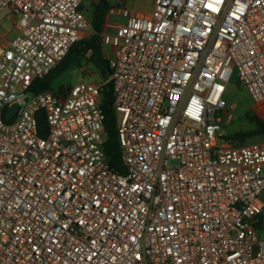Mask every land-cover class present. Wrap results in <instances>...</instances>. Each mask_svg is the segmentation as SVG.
<instances>
[{
	"label": "built area",
	"instance_id": "built-area-1",
	"mask_svg": "<svg viewBox=\"0 0 264 264\" xmlns=\"http://www.w3.org/2000/svg\"><path fill=\"white\" fill-rule=\"evenodd\" d=\"M85 2L0 0V264H264V142L223 134L234 71L264 113V0L118 9L102 41L126 175L103 81L32 91L94 33Z\"/></svg>",
	"mask_w": 264,
	"mask_h": 264
},
{
	"label": "trees",
	"instance_id": "trees-1",
	"mask_svg": "<svg viewBox=\"0 0 264 264\" xmlns=\"http://www.w3.org/2000/svg\"><path fill=\"white\" fill-rule=\"evenodd\" d=\"M91 16L88 15L91 28L94 33L90 37L82 38L75 43L68 52L65 59L55 68L50 74L43 79L38 80L32 91L39 93L43 91L52 90L53 81L62 73L70 68H81L84 60L88 62L98 73L101 80L105 83L102 91V109L105 115V130L108 134L105 143V153L109 161L110 167L115 172L126 175L127 171L121 160L120 141L117 132L118 127V114L114 109V97H113V84L109 80L111 69L109 66V59L105 46L102 41V34L105 30V24L108 15L113 9L110 0H97V2L91 3ZM85 10V7H82ZM65 88L59 92H63ZM43 114V113H40ZM39 114L40 126L44 130L47 128L45 118ZM248 117L254 128L248 131L237 132L231 136H227L226 139L232 140L236 146L246 144L247 140L263 137L264 136V119L259 115L253 113L248 114ZM43 136L44 133L41 132ZM240 144V145H237ZM260 229H263V225L260 224Z\"/></svg>",
	"mask_w": 264,
	"mask_h": 264
},
{
	"label": "rangeland",
	"instance_id": "rangeland-1",
	"mask_svg": "<svg viewBox=\"0 0 264 264\" xmlns=\"http://www.w3.org/2000/svg\"><path fill=\"white\" fill-rule=\"evenodd\" d=\"M93 0H86L84 7L85 12L88 15L91 11V3ZM112 6L117 7L118 0H110ZM112 20L116 18L111 14ZM1 29L0 32H4L12 28L10 21V15L6 10L1 14ZM90 31L93 32L92 28ZM108 55V54H107ZM80 81L88 82H100L102 81L99 77L97 71L90 65L86 60H84L81 68H70L61 75H59L52 83V90L54 92H59L63 88L73 87ZM225 100L229 104H236L237 108L235 111L234 119L231 125L224 128L223 134L225 139L227 136H231L237 132L248 131L254 128V124L250 121L248 114H257L261 118H264V113L255 112V105L253 100L243 84L240 83L239 76L237 71H234L230 86L228 89V95L225 97ZM264 142L263 137H257L247 140L246 144H255V143ZM240 145V144H237Z\"/></svg>",
	"mask_w": 264,
	"mask_h": 264
},
{
	"label": "crops",
	"instance_id": "crops-1",
	"mask_svg": "<svg viewBox=\"0 0 264 264\" xmlns=\"http://www.w3.org/2000/svg\"><path fill=\"white\" fill-rule=\"evenodd\" d=\"M154 1L155 0H118L117 7L113 6L112 11L107 17L105 30L107 29L109 33H114L119 26L125 24L126 20L118 14L119 8L127 7L136 14L150 15L153 11ZM93 2H97V0H93ZM111 14L116 18L115 20H112ZM106 52L108 54L109 50H106ZM263 230H264V225H263V229H261L260 231Z\"/></svg>",
	"mask_w": 264,
	"mask_h": 264
},
{
	"label": "water",
	"instance_id": "water-1",
	"mask_svg": "<svg viewBox=\"0 0 264 264\" xmlns=\"http://www.w3.org/2000/svg\"><path fill=\"white\" fill-rule=\"evenodd\" d=\"M92 12H89V16H91ZM18 106L14 105L11 107V109L8 111L7 118L8 120L12 119L17 111Z\"/></svg>",
	"mask_w": 264,
	"mask_h": 264
}]
</instances>
